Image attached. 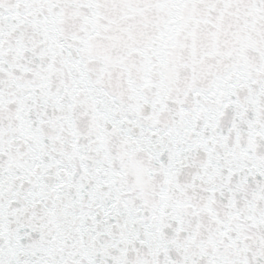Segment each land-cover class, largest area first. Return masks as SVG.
Segmentation results:
<instances>
[{
    "label": "snow or ice",
    "instance_id": "6c2138e0",
    "mask_svg": "<svg viewBox=\"0 0 264 264\" xmlns=\"http://www.w3.org/2000/svg\"><path fill=\"white\" fill-rule=\"evenodd\" d=\"M0 264H264V0H0Z\"/></svg>",
    "mask_w": 264,
    "mask_h": 264
}]
</instances>
